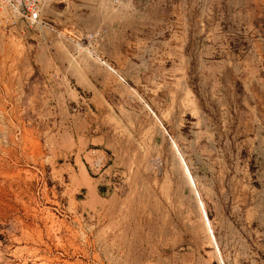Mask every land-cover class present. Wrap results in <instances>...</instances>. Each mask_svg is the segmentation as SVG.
<instances>
[{
    "label": "crops",
    "instance_id": "obj_1",
    "mask_svg": "<svg viewBox=\"0 0 264 264\" xmlns=\"http://www.w3.org/2000/svg\"><path fill=\"white\" fill-rule=\"evenodd\" d=\"M178 1L174 22L150 16L148 0L115 9L53 0L36 24L0 23V102L18 105L17 133L29 145L21 164L58 210L110 224L121 237L135 216H157L159 231L172 223L189 239V262L224 264L216 230L264 232L254 219L264 190L240 192L230 177L252 157L264 184V45L254 36L240 53L245 26L231 31L213 0ZM96 31L100 39L85 40ZM90 149L109 155L110 183L87 171ZM228 178L231 190H211Z\"/></svg>",
    "mask_w": 264,
    "mask_h": 264
},
{
    "label": "rangeland",
    "instance_id": "obj_2",
    "mask_svg": "<svg viewBox=\"0 0 264 264\" xmlns=\"http://www.w3.org/2000/svg\"><path fill=\"white\" fill-rule=\"evenodd\" d=\"M92 1L109 4L115 9L123 0L118 5H114L112 0ZM148 1L152 5L150 16H166L167 22H174L172 19L179 15L178 0ZM213 3L214 16L229 18L231 31L239 30L241 33L245 26L246 40L243 41L241 36L240 41L236 40L240 53L250 49V39L254 36L262 42L263 48L264 0H213ZM4 29L6 27L0 25V31ZM2 48L6 45L0 41ZM261 64L264 79V48ZM18 113V105H12L9 110L0 102V264H193L189 262V249H186L190 245L189 239L182 238L172 223L170 231H159L157 216L148 217L153 221L150 223L144 216H135L132 230L121 237L119 230L110 224L70 217L42 197L40 184L33 179L30 164H21V152L28 150L29 145L23 147L19 140ZM247 158V167L231 169L230 177H236L235 184L240 192H262L264 184L257 181L254 174L257 166H254L252 157ZM160 171L151 169L150 175L161 176ZM194 174L210 176L213 172L198 168ZM245 174L249 176L248 182L244 183L248 188L240 185ZM228 181L229 178L223 184L224 189L222 185L210 188L215 192L231 190ZM198 188V191H203L205 185L202 183ZM170 219L173 220V216H162V226L166 221L164 226L168 228ZM254 219L259 225L262 221L264 226L263 211L260 214L255 210ZM214 234L224 264H264V251L257 248V244L258 247L264 246L263 231L232 233L216 230ZM245 249L248 256L242 260L239 255L246 254Z\"/></svg>",
    "mask_w": 264,
    "mask_h": 264
},
{
    "label": "built area",
    "instance_id": "obj_3",
    "mask_svg": "<svg viewBox=\"0 0 264 264\" xmlns=\"http://www.w3.org/2000/svg\"><path fill=\"white\" fill-rule=\"evenodd\" d=\"M50 1L53 0H0V23L13 24L15 20L21 19L29 25L36 24L39 21L41 7ZM112 1L114 5H118L120 0ZM101 33L100 31L90 33L85 36V40H98L101 38ZM73 111L76 110L73 109ZM88 154L89 161L85 165L90 176L103 183H110L111 178L106 174L110 163L109 155L100 149H90Z\"/></svg>",
    "mask_w": 264,
    "mask_h": 264
}]
</instances>
